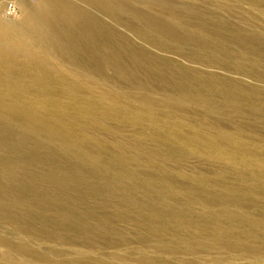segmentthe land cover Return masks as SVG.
<instances>
[{
    "label": "bare ground",
    "instance_id": "obj_1",
    "mask_svg": "<svg viewBox=\"0 0 264 264\" xmlns=\"http://www.w3.org/2000/svg\"><path fill=\"white\" fill-rule=\"evenodd\" d=\"M44 2L42 7L34 10L36 14L35 19L29 17L26 19L28 26L22 30H4V26L0 21V41H6L5 43L0 42V106L7 100H11L15 105L23 107L27 115L35 114V117H33L36 121L35 123H38L51 137V144H46L48 149L45 151L47 153H43L41 150H43L42 147L44 148V145L40 142L42 138L39 139L38 136L29 138L30 136H26V131L17 134L14 131L8 132L0 125V193L9 200L7 205L0 202V218L2 217L3 221L5 217L6 220L10 219L18 223L22 222L21 225H27L26 227L29 229L31 227H36L35 224L40 222L45 224L48 228L46 233L50 235H52V233L57 234L56 232L54 233V231L59 229V227L64 228L60 230L73 231L71 226L74 227L77 223L76 219L79 218L81 223L79 226L74 227V231L78 232L80 235H87L96 230L94 228V230L92 229L94 223L115 222L123 217L134 219L133 212H136L139 218L136 217L135 219L139 220L138 223L140 226L144 225L146 227H151L154 224L151 233L156 236L157 242H160L158 239H160V234H162L161 230L164 228L168 229V227L179 228V230L186 228L190 231L196 229L199 235L216 237V234L225 228L224 225L227 221L231 222L229 224L231 227H229L230 233H228V236H232L234 239L232 244H228L230 247L233 248L235 246L237 249H241L243 245L241 240L248 241V243L259 240L262 241L260 243V248H263L264 217L258 220L254 217L241 216L238 211L245 207V205L238 197H220V195L216 196L211 192L212 198L208 199L206 196L210 193V189L205 179L197 180L200 184L199 188L201 191L197 189L198 187H193L190 194L186 193L187 195L189 194L191 201L193 200L195 204L197 203L200 206V212L194 216L193 212L188 208H176L175 205L170 204V200H172V194L177 190L176 188L179 187V182L174 176L164 173L165 169H162L161 172L160 168L157 167L159 165L156 166V161H154L157 159L156 157L158 155H168L170 158L177 161L192 157L195 153H200L204 150L210 151V153L214 155H218L224 151L228 154L227 159H229V163L227 168L229 172L222 171L218 173V179L222 181L219 185L227 192L235 190H243L246 193L251 192L254 187L250 183L255 181L264 182V166L259 167L254 163L257 157L256 151L252 149L254 139L249 140L244 138L247 127L244 122L238 123L234 133L225 134L224 137L226 138L225 142H223L218 138L220 136V134H218L220 130L218 126L212 123L211 125H207L208 122L206 123L205 121H201L195 126L193 136L191 134H179L184 132L182 129L183 121L182 119H178L177 115L180 112L178 108L180 107L181 99H189L198 102V98L203 97V101L217 109H232L235 119L239 118L241 121L246 114L243 109L247 102H250L249 105L253 109L264 111V104L258 101V95L256 96L254 92L244 89H239L240 91H229V89L225 88L222 90L217 89V86L208 85L203 79H197L198 76H195L196 78L191 75L180 76V73L177 72L175 68L171 71H168V68L161 69L159 68V63L156 58L149 57L144 50L131 45L129 41L122 37H113L111 31L98 20H84L88 29L80 30V26L78 27V24L75 23L77 19L81 17L77 15L80 11L73 10V12L69 14H66L67 12L64 13L68 9L62 11V7L66 4V0H44ZM116 4H123V6H120L123 10L127 12L130 11L133 15L139 17L138 19L145 21L150 31L160 36H166L171 43H178L181 47L189 46L194 48L195 51H201L208 47L199 36L192 35L193 31L192 33H188L189 31L184 32V30L182 31L176 27L163 24L158 17L132 9L125 5L126 3L123 0L116 2ZM108 6L107 9H109L111 13L117 14L113 8V4ZM37 18L41 19L47 27L55 33L57 40L54 39L50 44L45 46L42 36L34 34L36 29L34 30L33 22ZM203 24L202 29L207 31V29L211 28L213 23L211 24L205 21ZM246 24H248V22ZM220 25L222 27L221 29L229 26L222 23H220ZM243 28L247 27L243 26ZM249 29L251 28L249 27ZM255 29H257L256 26ZM255 32L258 31L256 30ZM255 32H249V30L246 32L244 29L238 27L235 30L237 39L244 45L242 49L245 48V55L249 53V55L264 64V39ZM39 45H41L43 49H37ZM104 46H107V48L105 49ZM127 47L132 49L136 57L139 56L140 58V56H142L148 58L147 64H142L140 60L138 62L137 60L129 59V57L127 59L126 54L123 52ZM216 48H218V45L212 42L210 49L215 52ZM226 53L232 57L233 53ZM245 59L247 58L245 57ZM111 62L115 63L118 74L114 77L108 76V73L106 74V70ZM9 65H13L14 69L5 72V69L9 67ZM71 65H74V68H77L78 71L80 70L81 73L83 72L86 74L79 82L74 81L72 75H70V71H64L67 66ZM175 73H178V75ZM95 75H97L96 82L92 80V77ZM30 77L35 78L36 82L34 81V86L40 89V93L36 96H32L30 90H27L25 87H19L23 81ZM175 77H184L181 85L177 84ZM126 82L130 83L131 88L128 87L127 90L124 88L125 93L115 97L116 100L120 101L117 107L110 105L108 108H102L101 106H97V103H94L95 100L91 101L84 97L78 101L74 109H76L77 112H84L83 115L86 118H90V124H99L97 120L100 119L94 117L95 120L92 115L100 113L103 114L102 117H104V119L113 117L117 120H128L131 121L134 126L140 128L142 125L141 121L143 120L153 125L158 122L156 111L161 106V100L165 98L164 93H169L168 97L171 102L169 105L170 113H168V115L177 117H173L175 119L165 127V131H171L176 138L172 139L167 136L165 138L162 133H159L160 136L163 135L162 137L165 138L162 140V144L166 150H161L162 152L145 150L148 156L147 163H145L142 155L134 154L132 149L119 142L109 143L106 142L109 139L106 140L103 138L106 140L105 142L95 141L93 147H90L88 143L80 141L78 136L82 130V125L78 123L77 120H74L77 117L75 115L76 111H73V108L70 107L68 102L60 101V98L65 96L66 98L72 99L78 95L81 96L82 93L80 91L79 94L73 91L74 88L75 90L78 89V85L86 88L100 86L103 90L102 93H100L99 99L104 100L108 95L114 96L113 92H111L113 91L114 85L123 86L127 84ZM106 85H110L111 87H107ZM100 88H97V90ZM180 88L184 91H181ZM204 88L205 90H203ZM137 91L139 92L138 94L141 95L137 96ZM178 91H181V94H179ZM147 92H151L153 96L152 100H149L150 103L146 110L137 111L138 109H131L135 108V105L132 104L137 103L126 104L124 102V99H136V96L138 99L142 97L143 101H146L144 94ZM87 96L89 97V95ZM219 96L223 99L219 100ZM168 111L169 110H167V112ZM189 119L191 118L189 117ZM104 124L105 123H103V125ZM208 128L212 132L211 134L208 132L209 135L204 133L205 131L203 130H208ZM91 129L92 127L90 130ZM34 131L36 132V130ZM95 132H93V134ZM178 136H182L183 139L178 140ZM52 141H55L59 145L56 146L54 143L52 144ZM134 145H136V143ZM6 146L17 151H20L19 149H23V147L29 146V149L32 151L29 156L26 155V159H12L7 157L9 154L6 156L2 153V149ZM143 147L144 145L141 144L136 145L135 148L142 149ZM54 156V159L58 156L60 157V163L58 166L55 165L56 167L52 166L53 162L51 157ZM144 164L153 168L155 172L150 174V170L142 171L140 166ZM233 175L236 184L229 186L227 180ZM51 180H56L60 187L55 190L46 189L45 185ZM101 182L106 183V185L103 186L105 191L114 190L119 198L123 199L124 204L126 203L128 205L127 213H125L123 209H119L114 214L106 212L105 216H101L103 211L105 212L110 208V204L99 202L94 203L97 206L88 203L85 204L71 195H75V192L86 193L87 189L89 190L88 184H99ZM24 186L26 188L25 191H32L31 194L36 197V200L28 199V193L23 194V192H21ZM88 193L91 194V192ZM153 194H157L158 196H156L159 199L156 203L151 205L154 200H152V197H154ZM111 200L110 202L114 201ZM115 200L117 202L119 201L117 199ZM25 204L29 205L31 210H28L27 215L23 216L20 211L24 208ZM215 204L223 205H221L222 212L220 214H215L214 211L211 210V207ZM253 212L255 211H252V213ZM219 215L222 217L225 216L224 218H218ZM215 218L219 220L218 223H216L217 221ZM224 220L226 221L223 222ZM244 221L250 223L251 227L249 229L242 226ZM190 227L192 229H189ZM195 237L196 236H194V238ZM216 240L217 239H215L214 242H216ZM115 242L117 241L115 240ZM91 243L93 242L91 241ZM85 246L88 245L86 244ZM247 246L248 250L255 249L249 245ZM91 248L92 247H90V249ZM130 248L133 247L130 246ZM57 251L58 250H56V252ZM145 259L146 258H144V260Z\"/></svg>",
    "mask_w": 264,
    "mask_h": 264
},
{
    "label": "rangeland",
    "instance_id": "obj_2",
    "mask_svg": "<svg viewBox=\"0 0 264 264\" xmlns=\"http://www.w3.org/2000/svg\"><path fill=\"white\" fill-rule=\"evenodd\" d=\"M9 1L10 0H0V21L4 26L3 29L7 31H11L13 29V31H15V29H24L26 26H28L26 19L28 17L35 19L36 14L34 10L39 9L45 3L44 0H16L21 6L20 11L18 15L10 16L6 12ZM118 1L121 0H66V4L62 7V11L68 9L64 12H67L66 14L73 12V10L80 11L77 15H80L82 18L79 17L75 22L78 24V27L80 26V30L88 29V26L86 23H84V20H98L103 26L111 31L113 34L111 35L113 37H122L129 41L131 45L144 50L149 55V57L151 56L156 58L159 63V68L161 69L168 68V71H171L175 68L176 71L180 73V76H198L197 79H203L208 85L211 84L214 87L217 86L216 88L221 90L223 88L229 89V91H238L239 89L250 90L254 92L256 96L258 95V101L261 104H264V64L258 59L249 55V53H246L245 55V48L242 49V46L244 47V45L237 39V35L235 34L237 27L244 29L246 32H248V30L249 32H255L257 30L258 32L255 33L264 39V0H123L126 3L125 5L131 7L132 9L139 10L147 15L158 17L163 24L176 27L182 31L184 30V32L189 31L188 33H192L193 31L192 35L194 34V36H199L204 44L208 46L206 49L201 51H195L194 48L189 46L181 47L178 43H171L166 36H160L159 34L150 31L145 21L138 19L139 17H136V15H133L130 11L127 12L123 10L122 7H120L123 6V4H116ZM254 2H257L258 4ZM112 4L117 14H113L109 9H107V7H109L108 5ZM230 6H234V9ZM234 13L238 15L236 16ZM205 21L210 22L211 24L213 23L211 28L207 29V31L202 29L204 25L203 23ZM247 22L248 24L251 23V26L246 24ZM33 23L34 30L36 29L34 34H39L42 36L45 46L50 44L52 40H57L55 33L52 32V30L49 29L41 19L37 18ZM220 23L227 24L229 26L221 29L222 27ZM243 26L247 28H243ZM255 26L257 29H255ZM249 27L251 29H249ZM5 42L6 41H3L2 43ZM212 42H215V44L218 45V48L215 49V52L210 49ZM38 47L39 48L37 49L39 50L43 49L41 45ZM104 48L106 49L107 46H104ZM123 52L126 54L127 59L129 57V59L137 60L138 62L140 60L142 64H147L148 58L142 56H140V58L139 56L136 57L135 53L130 47L124 49ZM226 52L233 53L232 57H230ZM245 57L247 59H245ZM13 69V65H9V67L5 69V72L12 71ZM64 71H70V75H72L74 81L77 82L86 76L85 73H81L80 70L78 71L77 68H74V65L67 66ZM106 74L110 77L118 75L114 62L110 63L108 69L106 70ZM175 74L178 75V73ZM92 78V80L96 82L97 75ZM183 80L184 77H175V81L178 85H181ZM34 81L35 78L30 77L23 81L19 87H25L27 90H30L32 96H36L40 93V89L35 88L34 85L36 81ZM106 86L111 87L110 85ZM128 87L131 88L129 82L123 86L114 85L113 91H111L113 92L114 96L108 95V97L106 96L104 100L99 99L100 93H102L103 90L100 88V86H91L86 88L78 85V89L75 90L74 88L73 91L75 93L78 92V94L80 91L82 93L81 96L78 95L73 99L66 98V96L61 98L59 97L61 102H68L70 107L73 108V111H76L75 115L77 117L74 120H77L78 123L82 125V130L78 136L80 141L88 143L90 147H93V143H95V141L105 142L107 139H109L106 142H119L132 149L134 154L142 155L144 157L143 159L145 160V163H147L148 156L145 150L156 152L166 150L162 144V140L165 139L166 136L172 139L176 138V136L171 131H165V127H167V125H169L175 119L173 117L178 116L177 118L182 119L183 121L182 129L184 132L179 134H191L193 136L195 126H197L199 122L205 121L206 123L208 122L207 125H211L212 123L218 126L220 129L218 132L220 136L218 138L223 142H225V134L234 133L238 123L244 122V124L247 126L244 138L249 140L254 139L252 149L257 153L254 163L259 167L264 166V111L253 109L249 105L250 102H247L244 105L243 110L246 112V114L241 121L239 118L235 119L232 109H217L216 107L203 101V97L198 98V102H194L189 99H181L180 107L178 108L180 112L177 116L172 117L171 115H168V113H170L169 105L171 102L168 97L169 93H164L165 98L161 100V106L156 111L158 115V122L154 123L153 125L143 120L141 121L142 125L140 128L134 126L133 123L128 120H117L113 117L104 119V117H102L103 114L100 113H97V116L92 115V117H98L97 119L100 120L97 121L101 125L97 123H91V125L89 122L90 118H86L83 115L84 112H77V110L74 109L78 101L84 97L90 99L91 101L95 100L94 103H97V106H101L102 108H108L110 105L117 107L120 101L116 100L115 97L122 95V93L124 94V88L127 90ZM97 88L100 89L97 90ZM180 89L181 91H184L182 88ZM203 90H205V88ZM181 91H178L179 94H181ZM136 93L137 96L141 95L138 94V91ZM87 95H89V97ZM137 96V100L134 98H130L132 99L130 100L128 98V100L124 99V102L126 104L137 103L132 104L135 105V108L131 109H138L137 111L146 110L148 108V104L152 100L153 95L151 92L145 93L144 98L146 101H143L142 97L138 99ZM220 97L221 96L218 97L219 100L223 99ZM23 109V107L15 105L11 100H7L4 104H1L0 125H2V128H5L8 132L14 131L17 134L19 132L26 131L27 135H25L27 137L30 136L29 138L34 136H38L39 139L42 138V140L40 139V142L44 145V148L42 147L43 150L41 151H43V153H47L45 151L48 149L46 144H51V137L48 135L46 130L40 127L38 123H35L36 121L33 118L35 117V114L27 115V112ZM167 110L169 111L167 112ZM189 117L191 119H189ZM103 123L105 124L103 125ZM91 127L92 129L90 130ZM93 127H96L97 129ZM34 130H36V132ZM203 130L206 134H208V132H210L209 134L212 133L209 128L208 130ZM93 132L95 133L93 134ZM159 133H162L164 136L162 134L161 135L165 138L160 136ZM180 137L178 136V140L183 139L182 136ZM53 143L56 146L59 145L55 141H52V144ZM135 143L136 145L142 144L144 147L142 149H136V145H134ZM29 148V146L23 147V149H19L20 151H17L6 146L4 149H2V153L6 156L9 154L7 157L12 159H26L32 151ZM222 152L218 155H214L210 153V151L204 150L200 153H195L196 155L194 154L192 157H187L186 159L183 158L177 161L173 160L168 155H158L156 157L157 159L154 160L156 161V166L159 165L157 167L160 168V171L165 169L164 173L174 176V178H176L179 182L178 188L181 192L178 190V188H176L177 190L172 194L173 198L170 200V204L175 205L176 208H188L193 212L194 216L198 214L201 208L197 203L196 205L193 200L191 201L189 194L193 187H198L197 189L200 190V184L197 182V180L205 179L207 181L208 188L210 189V193L206 196L208 199L212 198L211 192H213L216 196L220 195V197H238L244 202L245 205V207L238 211L240 212L241 216L254 217L258 220L262 219L264 217V182L255 181L250 183L254 188L251 192L247 193L243 190L229 192L225 191L224 188L219 185L222 183V181L218 179V173H221L222 171L229 172V169L227 168L229 159H227L228 154L224 151ZM54 158L55 156L51 157L53 162L52 166H58L60 163V157L58 156L56 159ZM140 168L142 171L150 170V174L155 172L154 169L147 164L140 166ZM58 184L59 183H57L56 180H51L45 185V188L55 190L60 187ZM227 184H229V186L236 184L234 175L229 178V180H227ZM88 185L89 190L87 189L86 193L75 192V195L71 194L72 197L77 198L80 200V202L85 204L88 203L95 205L94 203L96 202L110 204V208H108V210L105 212L103 211L101 216H105L106 212L114 214L119 209H123L125 213L128 212V205L126 203L124 204L123 199L119 198L114 190L105 191L103 189V186L106 185L105 182ZM23 188L24 189H22L21 192H23V194L28 193V199L36 200V197L31 194V190L25 191V186ZM88 192H91V194ZM186 193L189 194L187 195ZM156 195L157 194H153L154 197H152V200H154L151 205L156 203V201L159 199L157 197L158 195ZM114 198L119 201L117 202ZM110 200L112 202H110ZM0 202L7 205L9 200L0 193ZM221 205L222 204H215L211 207V210H213L215 214H220L222 212L223 206ZM116 206H119L120 208ZM28 210H31L30 206L25 204L24 208L20 212L23 216H26ZM252 211L255 212L252 213ZM221 215H219L218 218L222 217ZM133 216L134 219L123 217L115 222L111 221L106 223H94V225H92V229L94 228L96 230L87 235H80L78 232L74 231V227L79 226L81 223L79 218L76 219V225L74 227L71 226L74 232L60 230L64 228L59 227V229H56L55 231L53 230L54 233L56 232L57 234L52 233V235H50L46 233L48 228L45 226V224L40 222L35 224L36 227H31L29 229L26 227V223V226H24L21 225L22 222L18 223L10 219L6 220L5 217L3 221L1 217L0 264H264V246L263 248H260V243L262 241L254 240L248 243V241L246 242L241 240V243L243 244L241 249H237L235 246L232 248L228 245L229 243L232 244L234 239L232 236H228V233H230L229 227H231L229 224L231 222H227L226 220L223 221H226V224L224 225L225 228H223L222 231L220 230L216 234V237L199 235V232L196 229L190 231L184 228L181 229V231L179 228L176 229L175 227H168V229L164 228L161 230L162 234H160V239H158L160 242H157L156 236L151 233V229L154 228V224L151 227L147 226L148 228L144 225L140 226L138 223L139 220L135 219L136 217L139 218V215H137L136 212H133ZM224 216L222 218H224ZM215 219L217 221L216 223H218L219 220L217 218ZM117 225L121 227H118ZM242 226L247 229L251 227L248 221H244ZM189 229L192 228L190 227ZM194 236L196 237L194 238ZM215 239H217L216 242H214ZM115 240L117 242H115ZM91 241L93 243H91ZM44 244H47L48 246ZM86 244L88 246H85ZM247 245L255 249L248 250ZM130 246L133 248H130ZM90 247L92 248L90 249ZM56 250L58 251L56 252ZM144 258L146 259L144 260Z\"/></svg>",
    "mask_w": 264,
    "mask_h": 264
},
{
    "label": "built area",
    "instance_id": "obj_3",
    "mask_svg": "<svg viewBox=\"0 0 264 264\" xmlns=\"http://www.w3.org/2000/svg\"><path fill=\"white\" fill-rule=\"evenodd\" d=\"M20 7V4L16 0H10L7 4L6 12L10 16H16L20 11Z\"/></svg>",
    "mask_w": 264,
    "mask_h": 264
}]
</instances>
